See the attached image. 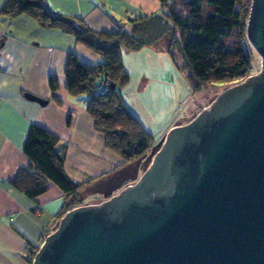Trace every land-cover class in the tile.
<instances>
[{
  "label": "water",
  "instance_id": "obj_1",
  "mask_svg": "<svg viewBox=\"0 0 264 264\" xmlns=\"http://www.w3.org/2000/svg\"><path fill=\"white\" fill-rule=\"evenodd\" d=\"M246 39L260 72L169 129L134 184L66 212L30 264H264V0Z\"/></svg>",
  "mask_w": 264,
  "mask_h": 264
},
{
  "label": "crops",
  "instance_id": "obj_2",
  "mask_svg": "<svg viewBox=\"0 0 264 264\" xmlns=\"http://www.w3.org/2000/svg\"><path fill=\"white\" fill-rule=\"evenodd\" d=\"M5 2L0 0V9ZM42 2L53 14L82 19L93 31L106 33H115L127 22L156 13L160 8L159 0ZM68 54H74L84 65L101 62L96 54L56 29H43L27 16L12 19L0 16V264H28L31 248L40 246L43 242H39L40 237L55 227V216L63 205L61 192L52 184L35 198L27 197L21 189L11 185L19 170L33 171L22 152L32 125L52 134L63 144L64 173L73 182L84 185L89 193L85 198L101 195L92 192L101 185L99 179L115 174L124 164L117 154L107 149L103 135L94 130L93 121L85 110L87 98L67 94L63 70ZM167 58L165 52L153 48L122 55L123 66L129 74V84L121 90L122 98L123 92L129 93L132 85L139 92V99L146 95L149 101L146 107L155 110L157 123L164 122L159 126L162 131L155 139L157 144L180 122L179 118H174L180 102L176 84L179 75L176 69L172 70ZM50 77L58 82L53 94L48 85ZM25 94L46 104L41 106L29 101ZM166 96H169L168 102ZM141 100L135 101L138 117L124 102L139 122L143 120L151 127L156 122L147 117L148 111ZM167 106L169 111L165 110ZM168 114H172V119ZM125 184L131 185L130 182Z\"/></svg>",
  "mask_w": 264,
  "mask_h": 264
},
{
  "label": "trees",
  "instance_id": "obj_3",
  "mask_svg": "<svg viewBox=\"0 0 264 264\" xmlns=\"http://www.w3.org/2000/svg\"><path fill=\"white\" fill-rule=\"evenodd\" d=\"M250 2L159 0L158 12L133 19L115 33L95 32L82 19L53 14L42 0H6L0 16L8 19L27 16L43 29H56L72 37L75 43L100 58L98 65H84L74 54H68L63 77L69 96L87 98L85 110L93 121L94 130L103 135L107 149L124 162L115 174L102 176L99 179L101 185L92 191L109 198L114 191L124 188L126 182H135L139 168L132 171V164L140 163L151 150L154 149L153 155L158 150L153 136L124 104L121 90L128 85L129 74L123 66V53L143 48L165 52L184 76L193 95L218 84L241 82L251 72L252 52L246 41ZM104 79L109 81L110 94L95 96L93 91ZM48 85L53 94L58 87L57 79L50 77ZM188 122H179L178 125ZM22 152L32 164L33 171L19 170L11 185L21 189L27 197L35 198L44 194L48 184H52L63 196V205L55 216V227L40 237L39 242H42L55 230L66 212L83 206L89 193L84 190V185L65 175L63 144L52 134L32 125ZM148 165L146 158L140 170L143 172ZM38 247L31 248L28 264Z\"/></svg>",
  "mask_w": 264,
  "mask_h": 264
},
{
  "label": "rangeland",
  "instance_id": "obj_4",
  "mask_svg": "<svg viewBox=\"0 0 264 264\" xmlns=\"http://www.w3.org/2000/svg\"><path fill=\"white\" fill-rule=\"evenodd\" d=\"M201 16H202V20H204V18H205V12H204V10H202ZM246 41H247V39H246ZM247 45H248V47L250 48V50L252 52L251 72H250L249 76H253V75H256V74H258L260 72V70H261V60L258 57V55L252 50V48L250 47V44L248 43V41H247ZM167 59L170 61L169 62V65H170V67L172 66L171 67V68H173L172 70H175L176 69V71L178 72L177 74L179 75V77L177 79L178 83H176V84H178V92L177 93H178V100L180 102L178 104V108L174 112V118L175 119L176 118L177 119L179 118L178 119V122L182 118V120L180 121V123H183L185 121H190L191 119H193L202 109L207 108L213 102V100L216 98V96L219 93H221L226 88H228V87L236 84V83H234V84H218V85H216L214 87L208 88V90H204L201 93H198V94H194L193 95L192 94V91H191V89H190V87L188 85V83L186 82V80L184 78V76L174 66V64L171 62V60L169 58H167ZM170 67H169V69H170ZM237 83H239V82H237ZM129 93L128 92L127 93L123 92V100L126 102V106L130 110L133 109L134 113L138 117V115H139L138 114L139 113V108H136L135 101L137 102V99L138 100H141V99H139L141 96L139 95V92L136 89H134L133 85L131 86V91L129 90ZM168 99H169V96H166L165 97V100L167 102H168ZM141 101H142L143 105H145L144 107L148 111L147 114H146L147 117H149L150 121L152 119H154L156 123L153 124L151 127L148 126L149 128L146 126V125H148L147 122H144L143 120H142V122L140 121L141 122L140 124H142L141 126L145 129V131H147L149 134H151L153 136V139L155 140L156 137L158 136V133L160 131H162V128H160V127H161V125L164 124V122L161 121V122H158L157 123V121H158V118L156 117L157 114H156L155 110H152V109L148 108L149 107V101H148V99H146V95H143L142 96V100ZM125 102H124V104H125ZM146 105L148 107H146ZM169 108L170 107L167 106L165 108V110L169 111ZM160 117L162 118V116H160ZM168 117L170 119H172L173 116H172V114H168ZM157 124H159V125H157ZM149 125H151V124H149ZM163 140L158 144L157 148H159V146L161 145V143L163 142ZM155 149H156V147H155ZM153 151H154V149L151 150L146 155V157H144L143 159H141L140 163L137 161L136 163H134V164L131 165L132 166V171L139 168L138 169L139 170L138 171V176H140L141 175V172H142L140 170V167H141L140 165L143 164V162L146 160V158L148 159V164L150 163V161H151V159L153 157ZM136 181H137V179L135 180V182ZM113 193H118V192H113ZM113 193L111 194V196L114 195ZM106 199H108V198L104 197L103 195H98V196H95L94 195L92 197L85 198L83 200V206L90 205L92 203H96L97 201L103 202Z\"/></svg>",
  "mask_w": 264,
  "mask_h": 264
},
{
  "label": "built area",
  "instance_id": "obj_5",
  "mask_svg": "<svg viewBox=\"0 0 264 264\" xmlns=\"http://www.w3.org/2000/svg\"><path fill=\"white\" fill-rule=\"evenodd\" d=\"M110 84L108 80H101L97 88L93 91L95 96H105L110 94Z\"/></svg>",
  "mask_w": 264,
  "mask_h": 264
}]
</instances>
